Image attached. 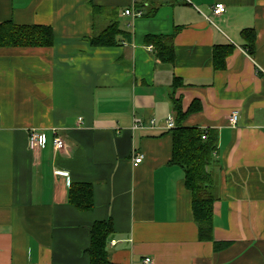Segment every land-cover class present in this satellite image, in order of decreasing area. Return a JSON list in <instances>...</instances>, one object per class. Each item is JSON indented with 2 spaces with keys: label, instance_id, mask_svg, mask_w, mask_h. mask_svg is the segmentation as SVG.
Listing matches in <instances>:
<instances>
[{
  "label": "crops",
  "instance_id": "obj_1",
  "mask_svg": "<svg viewBox=\"0 0 264 264\" xmlns=\"http://www.w3.org/2000/svg\"><path fill=\"white\" fill-rule=\"evenodd\" d=\"M135 5L141 16L123 13ZM5 20L48 25L54 42L0 46V264H89L88 229L106 219L112 264H264V0H0ZM113 20L117 42L92 45ZM150 34L172 37V62ZM173 98L184 126L217 137L212 236L230 241L220 249L199 240L183 169L169 163ZM33 131L45 141L31 148ZM73 182L91 183V210L69 202Z\"/></svg>",
  "mask_w": 264,
  "mask_h": 264
},
{
  "label": "trees",
  "instance_id": "obj_2",
  "mask_svg": "<svg viewBox=\"0 0 264 264\" xmlns=\"http://www.w3.org/2000/svg\"><path fill=\"white\" fill-rule=\"evenodd\" d=\"M141 10L140 5H135ZM95 13L104 11L101 7L93 6ZM117 21L113 20L99 33L90 38L94 46H110L115 44L116 36L120 33ZM241 35L246 39L249 53L253 52L255 33L251 28L242 30ZM54 42L53 29L41 24H16L11 20L0 22V46L5 47H47ZM146 42L156 49L157 56L162 61L172 62V37L168 35H146ZM226 53L218 59L217 52L213 54L214 63L223 65ZM178 79L175 77L176 83ZM175 113V125L171 128L172 152L170 164L183 169L185 184L191 193L193 219L197 224L199 240H210L214 249L227 246L230 241H218L212 236L213 177L208 167L213 162V153L217 148V137L210 130L196 126L188 127L182 123L183 112L179 99H172ZM205 135V138L202 136ZM69 202L79 210L89 211L93 207V189L89 182H73L68 191ZM113 230L111 219L96 220L89 227L90 242L85 252L89 256V264H112L110 262L107 239Z\"/></svg>",
  "mask_w": 264,
  "mask_h": 264
},
{
  "label": "built area",
  "instance_id": "obj_3",
  "mask_svg": "<svg viewBox=\"0 0 264 264\" xmlns=\"http://www.w3.org/2000/svg\"><path fill=\"white\" fill-rule=\"evenodd\" d=\"M211 11L214 15L221 14L225 11V5L223 3H215L214 5H212ZM123 13L131 16L132 18L141 16V10H137L134 6L126 8ZM237 119H238L237 111H233L228 117V121L231 125H235L237 122ZM149 122H150V125H153L152 120H150ZM174 125L175 123H174L173 117L169 116L166 119L167 128L171 129L174 127ZM141 127H144L143 122L139 119H135L133 128H141ZM202 138H205V135H203ZM44 141H45V137L43 134H39L33 131L29 135V146L31 148H33L36 145L44 143ZM52 145L55 149H60L64 146V141L61 137L54 135L53 140H52ZM141 161H142V154L139 153L135 155L133 164L137 165ZM142 264H153V261L150 257L147 256L142 259Z\"/></svg>",
  "mask_w": 264,
  "mask_h": 264
}]
</instances>
